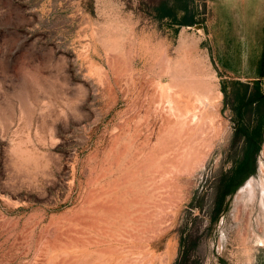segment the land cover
<instances>
[{"label": "rangeland", "instance_id": "obj_1", "mask_svg": "<svg viewBox=\"0 0 264 264\" xmlns=\"http://www.w3.org/2000/svg\"><path fill=\"white\" fill-rule=\"evenodd\" d=\"M256 85L264 0H0V264H264Z\"/></svg>", "mask_w": 264, "mask_h": 264}, {"label": "trees", "instance_id": "obj_2", "mask_svg": "<svg viewBox=\"0 0 264 264\" xmlns=\"http://www.w3.org/2000/svg\"><path fill=\"white\" fill-rule=\"evenodd\" d=\"M248 87V86H247ZM257 98H259V103L264 105V95L261 93L259 86H255ZM253 100H250L248 105L252 104ZM264 116L260 117L256 125H246L243 127V137L246 142L245 149H259L261 140L262 121ZM255 158L248 159L245 158L236 163V168L230 171V174L224 176L222 181V189L218 200L215 202L212 211V220H219L221 213H224L226 208L225 199L228 195H232L236 192L239 186H241L244 181L255 172ZM189 258V252L186 251L181 253L178 264H186Z\"/></svg>", "mask_w": 264, "mask_h": 264}, {"label": "bare ground", "instance_id": "obj_3", "mask_svg": "<svg viewBox=\"0 0 264 264\" xmlns=\"http://www.w3.org/2000/svg\"><path fill=\"white\" fill-rule=\"evenodd\" d=\"M198 27V26H197ZM183 47H185V46H183ZM181 65V64H180ZM177 66V65H176ZM176 68V67H175ZM177 68H178V66H177ZM179 68H180V66H179ZM181 69V68H180ZM183 69V68H182ZM181 69V70H182ZM188 70V69H187ZM194 70H195V68H194ZM185 71V70H184ZM197 71V70H196ZM194 72V71H193ZM192 72V73H193ZM200 71H198V73H199ZM168 73V72H167ZM186 73V72H185ZM168 74H170V73H168ZM187 74V73H186ZM175 75V74H174ZM195 75H198L199 76V74H196V72H195ZM180 76V75H179ZM189 76V75H188ZM191 77V76H190ZM193 77H195V76H193ZM204 77V76H203ZM206 77V76H205ZM173 78V77H172ZM200 78V77H199ZM208 78V77H207ZM171 79V78H170ZM201 79V78H200ZM206 79V78H205ZM173 80V79H172ZM176 80V79H175ZM183 80V79H182ZM190 80V79H189ZM197 80V79H196ZM209 80V79H208ZM180 80H178V82H179ZM184 81V80H183ZM193 81V80H192ZM181 82V81H180ZM190 82V81H189ZM207 82H209V81H207ZM207 82H206V85H207ZM171 83V82H170ZM173 83V82H172ZM176 83V82H175ZM191 83V82H190ZM189 83V84H190ZM199 83V82H198ZM200 83H202V82H200ZM210 83V82H209ZM155 84H157V83H155ZM154 84V85H155ZM176 84H178V83H176ZM173 85V84H172ZM180 85H182V84H180ZM180 85L178 86V87H180ZM198 85H200V84H197V86H195V87H199V88H201L202 86H198ZM169 86V85H168ZM176 87H177V85H175ZM186 86V85H185ZM191 86V85H190ZM193 86H194V84H193ZM192 87V86H191ZM198 88V91H200V89ZM213 88V87H212ZM162 89H163V87H162ZM203 89V88H202ZM206 89H208V88H206ZM215 89V88H214ZM159 90V89H158ZM177 90H179V89H177ZM194 90H196V89H194ZM210 90V89H209ZM189 91V90H188ZM162 92V91H161ZM170 92H172V91H170ZM201 92V91H200ZM213 92V91H212ZM167 93H168V91H167ZM166 93V95H168ZM208 93V92H207ZM158 94V93H157ZM165 94V93H164ZM187 95V94H186ZM194 95V94H193ZM208 95V94H207ZM211 96V95H210ZM220 96H221V94H220ZM168 97V96H167ZM167 97H165L166 99H167ZM184 98V97H183ZM213 98V97H212ZM218 98V97H217ZM176 99V98H175ZM190 99H193V98H190ZM187 100H189V98L187 99ZM197 100L199 101V102H201L205 107H206V109L210 106V103H209V98L204 94V95H202V96H200V97H197ZM167 101H168V103L170 104V107L169 108H171L172 110H176V106H175V101H174V99H172L171 97H169L168 99H167ZM182 101H183V99H182ZM192 101V100H191ZM149 102V101H148ZM165 102V101H164ZM184 102H185V100H184ZM168 104V105H169ZM178 104H180V103H178ZM185 104V103H184ZM199 104V103H198ZM164 105V104H163ZM191 105V104H190ZM194 105V104H193ZM212 105H213V103H212ZM218 105V104H217ZM159 106V105H158ZM185 106H187V104L185 105ZM214 107V106H213ZM156 108V107H155ZM163 109V108H162ZM159 110V109H158ZM193 110V109H192ZM209 110V109H208ZM153 111V110H152ZM184 111V110H183ZM154 112V111H153ZM159 112V111H158ZM168 112V111H167ZM172 112V111H171ZM185 112V111H184ZM152 113V112H151ZM150 113V114H151ZM158 115V114H157ZM186 115V114H185ZM147 116V115H146ZM149 116H151V115H149ZM154 116V115H153ZM161 117V116H160ZM191 118H192V120L193 121H195L196 120V118H197V114L193 111V113H192V115H191ZM176 119V118H175ZM188 119V118H187ZM181 120V119H180ZM186 120V119H185ZM162 121V120H161ZM194 123V122H193ZM211 123V122H210ZM168 124V123H167ZM165 125V124H164ZM161 126H163V124L161 125ZM192 125H187V127L185 128V130L183 129V132L186 134V135H188V136H191L192 138H195V136H196V128H192L191 127ZM194 126V125H193ZM153 127V126H152ZM152 127H150V128H152ZM201 127V126H200ZM204 128V127H203ZM142 129V128H141ZM150 130V129H149ZM148 130V131H149ZM169 131V130H168ZM201 131V130H200ZM137 132H139V131H137ZM136 132V133H137ZM164 133V132H163ZM143 134V133H142ZM169 134V133H168ZM155 135V134H154ZM160 135H161V133H160ZM164 135V134H163ZM171 136V135H170ZM136 137V136H135ZM134 137V138H135ZM160 137V136H159ZM158 137V138H159ZM165 137V136H164ZM167 137V136H166ZM203 137V136H202ZM133 138V139H134ZM154 138V137H153ZM162 138V137H161ZM174 138V137H173ZM176 138V137H175ZM139 139V138H138ZM156 139V138H155ZM145 140V139H144ZM143 140V141H144ZM169 140V139H168ZM172 140V139H171ZM186 140V139H185ZM136 141H137V139H136ZM142 141V142H143ZM153 141V140H152ZM151 141V142H152ZM166 141H167V139H166ZM160 142H162V141H160ZM169 142V141H168ZM191 142V141H190ZM163 143V142H162ZM173 143V142H172ZM157 144V143H156ZM186 144H187V142H186ZM135 145V144H134ZM188 145H189V143H188ZM200 145V144H199ZM138 146H139V144H138ZM142 146V145H141ZM175 147V146H174ZM122 148H124V147H122ZM128 148V147H127ZM143 148V147H142ZM164 148V147H163ZM171 148V147H170ZM206 148V147H205ZM209 148V147H208ZM158 149V148H157ZM132 150H133V148H132ZM134 150H135V148H134ZM140 150V149H139ZM151 150V149H150ZM155 150V149H154ZM175 150H177V149H175ZM191 150H193L194 151V153L197 151V148H196V146L195 147H193L192 148V146H191ZM209 150H210V148H209ZM129 152H131V151H129ZM156 152V151H155ZM167 152V151H166ZM132 153V152H131ZM133 153H134V151H133ZM173 153V152H172ZM130 154V153H129ZM138 154V153H137ZM174 154V153H173ZM169 155V154H168ZM143 156H144V154H143ZM114 157V156H113ZM123 157V156H122ZM141 158V157H140ZM148 158V157H147ZM114 159V158H113ZM118 160V159H117ZM145 160V159H144ZM138 161H139V159H138ZM121 162V161H120ZM116 163V162H115ZM134 163V162H133ZM163 163V162H162ZM180 163V162H179ZM192 163V162H191ZM134 164H136V162L134 163ZM126 166H127V164H126ZM137 166V165H136ZM144 166V165H143ZM129 167V166H128ZM195 167V166H194ZM198 167V166H197ZM139 168H141V167H139ZM121 169H122V167H121ZM144 170V169H143ZM142 170V171H143ZM197 170V169H196ZM132 172V171H131ZM127 174V173H126ZM125 174V175H126ZM140 174V173H139ZM130 176V175H129ZM144 177V176H143ZM124 178V177H123ZM126 178V177H125ZM139 179V178H138ZM132 180V179H131ZM140 180V179H139ZM142 180V179H141ZM147 180V179H146ZM138 181V180H137ZM148 182H150V181H148ZM135 183H137L136 181H135ZM137 184H139V183H137ZM144 184V183H143ZM142 184V185H143ZM140 185V184H139ZM261 190H262V193H261V199H260V204H259V216L257 217L256 216V218H257V222H259L261 225L260 226H262V227H264V182H262L261 183ZM257 191H256V186H255V183H254V180H249L242 188H241V190H240V192H239V195H238V199L240 200H243V201H246V202H249L250 204L251 203H253V204H255L256 203V200H257V193H256ZM241 202V201H240ZM238 204V203H237ZM242 204V203H241ZM247 204V203H246ZM244 205V204H243ZM99 206V205H98ZM249 206V205H248ZM255 206V205H254ZM256 207V206H255ZM107 208V207H106ZM246 209V208H245ZM250 211V210H249ZM249 215V214H248ZM250 219V218H249ZM238 220V219H237ZM249 226V225H248ZM255 234V233H254ZM256 241L257 242H261V243H263L264 244V237H261L260 235H256Z\"/></svg>", "mask_w": 264, "mask_h": 264}]
</instances>
